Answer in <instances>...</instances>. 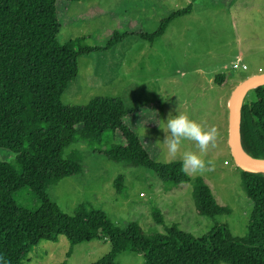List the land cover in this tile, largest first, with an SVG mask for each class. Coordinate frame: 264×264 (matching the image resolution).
Instances as JSON below:
<instances>
[{
  "label": "rangeland",
  "instance_id": "rangeland-1",
  "mask_svg": "<svg viewBox=\"0 0 264 264\" xmlns=\"http://www.w3.org/2000/svg\"><path fill=\"white\" fill-rule=\"evenodd\" d=\"M188 5L190 13L171 20L161 36L152 40L126 37L112 50L79 57L78 76L63 92L61 103L84 105L95 97L121 99L127 109H137L125 120L149 155L161 162L171 158L158 141L164 137L159 124L163 126L168 113L175 115L179 106L205 127L219 130L216 147L202 154L215 162L214 170L170 185L150 171L93 156L91 150L98 146L75 142L66 151L82 154L84 175L65 177L47 191L62 213L70 215L77 204L85 203L103 211L111 221H135L147 233H163L171 225L195 237L204 236L215 225L226 226L235 237L246 233L251 204L242 189V169L227 144V104L239 82L264 73V0L59 1L57 40L63 44L85 37L88 45L103 46L112 31L153 34L163 18ZM220 74L225 76L222 84L215 82ZM108 141L109 132L103 143ZM186 150L197 151L195 143L184 141L181 152ZM118 175L124 179L121 194L113 186ZM195 177L204 180L215 200L230 213L210 218L196 212L192 200ZM14 199L20 207L38 206L27 189L17 192ZM154 208L161 212L162 222L154 221ZM109 251L107 239L71 245L59 236L57 241H40L23 264H93ZM142 261V255L132 252L115 259L116 264Z\"/></svg>",
  "mask_w": 264,
  "mask_h": 264
},
{
  "label": "trees",
  "instance_id": "trees-1",
  "mask_svg": "<svg viewBox=\"0 0 264 264\" xmlns=\"http://www.w3.org/2000/svg\"><path fill=\"white\" fill-rule=\"evenodd\" d=\"M79 0H0V264H23L40 241L64 236L71 245L107 239L110 251L93 264H116L123 252L143 256L139 264H264V174L240 170L251 211L246 233L233 236L215 225L202 237L179 230L147 233L135 221H111L103 211L79 203L62 213L48 196L50 186L65 177L84 175L82 154L66 149L75 142L91 147L95 157L142 168L163 183L178 186L189 180L179 160L152 158L125 118L129 110L119 98L95 97L84 105H63L61 96L78 76L77 59L109 51L124 38L152 40L176 17L189 14L188 5L163 18L153 34L112 31L103 46L85 37L60 44L58 2ZM225 76L215 77L222 84ZM109 132V141L103 143ZM120 134L121 141L118 139ZM239 139L252 157L264 158V84L248 91L239 111ZM123 176L113 186L123 193ZM27 189L35 208L17 205L14 196ZM196 212L213 218L230 209L218 203L201 177L193 179ZM156 222L161 212L151 211Z\"/></svg>",
  "mask_w": 264,
  "mask_h": 264
},
{
  "label": "clouds",
  "instance_id": "clouds-1",
  "mask_svg": "<svg viewBox=\"0 0 264 264\" xmlns=\"http://www.w3.org/2000/svg\"><path fill=\"white\" fill-rule=\"evenodd\" d=\"M175 113V115L172 112L168 113L163 126L158 123L164 133L163 139H158V141L162 142L166 148L167 156L171 158L170 160L165 159L163 162L170 163L179 159L181 171L188 176L202 175L207 171L214 170L215 162L204 159L202 154H207L210 148L216 147L219 136L217 127H205L192 119L188 113L182 111L179 106L175 109ZM186 140L194 142L197 151L181 152V146ZM0 260H3L2 256H0Z\"/></svg>",
  "mask_w": 264,
  "mask_h": 264
},
{
  "label": "water",
  "instance_id": "water-1",
  "mask_svg": "<svg viewBox=\"0 0 264 264\" xmlns=\"http://www.w3.org/2000/svg\"><path fill=\"white\" fill-rule=\"evenodd\" d=\"M264 84V73L254 74L239 82L228 99L227 144L236 165L242 170L264 174V158L250 156L241 146L239 139V111L248 91Z\"/></svg>",
  "mask_w": 264,
  "mask_h": 264
},
{
  "label": "built area",
  "instance_id": "built-area-1",
  "mask_svg": "<svg viewBox=\"0 0 264 264\" xmlns=\"http://www.w3.org/2000/svg\"><path fill=\"white\" fill-rule=\"evenodd\" d=\"M236 67H237V61L235 63H233V68H236ZM241 68L244 70L247 69L245 64H241Z\"/></svg>",
  "mask_w": 264,
  "mask_h": 264
}]
</instances>
